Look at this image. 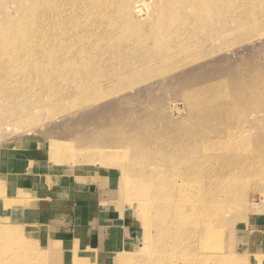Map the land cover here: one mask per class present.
I'll use <instances>...</instances> for the list:
<instances>
[{
  "label": "rangeland",
  "instance_id": "obj_1",
  "mask_svg": "<svg viewBox=\"0 0 264 264\" xmlns=\"http://www.w3.org/2000/svg\"><path fill=\"white\" fill-rule=\"evenodd\" d=\"M143 2L0 0V264H146L156 233L134 186L183 161L184 179L233 184L200 214L220 241L177 240L181 257L264 264V0ZM96 174L91 227L131 219L129 249L98 253L88 225L39 217L40 188L66 211Z\"/></svg>",
  "mask_w": 264,
  "mask_h": 264
},
{
  "label": "bare ground",
  "instance_id": "obj_2",
  "mask_svg": "<svg viewBox=\"0 0 264 264\" xmlns=\"http://www.w3.org/2000/svg\"><path fill=\"white\" fill-rule=\"evenodd\" d=\"M138 1H141L139 3L141 6L144 4L143 0ZM123 2L129 5L131 0H123ZM56 21L57 19L55 23L51 21L50 24L56 25ZM44 25L47 29L48 23ZM182 154L184 153H177L173 156ZM172 160L177 162L176 157ZM181 164L182 167L177 168L179 170L169 168L166 172H163V167L160 166L159 176L155 175L157 176L155 177L150 174L134 186L137 191L133 199L135 206L138 207L139 217L145 219L144 224L154 227L156 233L154 236H156L157 246L147 256L146 264H190L184 257H181L182 254L175 243L191 235L201 240L202 244H204V239L220 241L217 234H211L210 224L202 222L200 214L203 217L206 215L210 217L211 212H208L213 208L214 201L211 197L218 196L222 189L230 192L233 183H227V181L231 178V173L225 172L223 176L214 180L200 175L184 179L177 174H187V171L192 168H186L184 161ZM165 175L168 179L166 185L164 184ZM120 189L119 185L117 189L119 199L123 198ZM232 223L237 226L241 224L240 220H233ZM200 261L201 257L198 256V262Z\"/></svg>",
  "mask_w": 264,
  "mask_h": 264
},
{
  "label": "crops",
  "instance_id": "obj_3",
  "mask_svg": "<svg viewBox=\"0 0 264 264\" xmlns=\"http://www.w3.org/2000/svg\"><path fill=\"white\" fill-rule=\"evenodd\" d=\"M23 173H25V172H23ZM34 175L37 176V174H34ZM101 176L102 175H97V177H98L97 183L98 184L95 185L96 187L93 184L90 187L86 188L85 190H81V188H76V185H73L71 183L70 187L68 188L69 189V197L73 198L74 203H73V207L70 206V209H68L66 211L63 210L64 209L63 207H65V202L61 206L62 202L54 201L53 197L56 196L55 193L52 192V195L50 197L43 198L42 196L44 194H50L51 191H48L47 193H40L41 190H43V188H40L39 195H41V197L38 198V201H43V202H41L42 208L40 211H42V213H39V217L41 215L42 219L43 218L46 220L48 219L49 221H51L53 219L54 220L59 219V220L63 221V220H68L69 218L73 217L79 223L78 228H84V230L86 228L85 225H88V228H86L85 232L90 237H87V239L89 240L90 243L93 244L94 247H96L98 253L103 252V251L105 253H110V252L113 253V252L123 251L126 248L129 249L130 247H133L136 245L135 241H133V238L131 240V237L132 236L135 237L134 234H136V230L134 228V224L131 221V219L125 220V219H121L118 217L108 218L107 221H108L109 225L106 227L107 231L109 230L108 234H107V232L106 233L103 232L101 234H96L94 227L93 228L91 227L90 221H93L90 217L91 216L90 215L91 210H93L94 208H99V205L97 206L96 203H92V201H89L87 198L89 197L88 195L90 193H94L98 190L101 191L102 189H105V186L100 185L99 180H101ZM32 182L34 184H32ZM32 182H28L29 186L25 185L27 183H25L23 185L25 187V191L29 190L28 188H32L33 190L35 189L36 181H32ZM100 197H102V196H100ZM57 203H59L60 206H56ZM79 210L82 211V214H80V213L78 215L73 214L74 211H79ZM68 212H69V214H67ZM86 212H87V214H86ZM67 216H69V217H67ZM100 221H101V219H99V222ZM252 223H256V222H252ZM260 223H261L260 225H257V226L253 225L252 227L257 229V230L263 229L264 228V218L262 220H260ZM252 227H250V228H252ZM124 230L126 232H128V234L131 233L133 235L128 236L129 238L125 239V237H123V235H122ZM85 232H83L84 235H85ZM68 236H70V235H68ZM85 237H86V235L84 236V238ZM70 242H72V241H70Z\"/></svg>",
  "mask_w": 264,
  "mask_h": 264
}]
</instances>
